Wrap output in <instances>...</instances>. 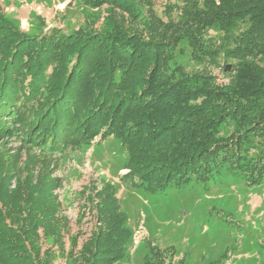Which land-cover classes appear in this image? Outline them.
Masks as SVG:
<instances>
[{
  "label": "trees",
  "instance_id": "obj_1",
  "mask_svg": "<svg viewBox=\"0 0 264 264\" xmlns=\"http://www.w3.org/2000/svg\"><path fill=\"white\" fill-rule=\"evenodd\" d=\"M81 2L118 9L124 19V12L150 14L138 0ZM182 6L175 25L158 14L143 24L156 25L150 33L162 36L153 40L123 26L105 35L53 27L32 36L0 9V264H129L135 230L117 188L94 193L98 223L88 237L70 233L51 162L34 165V147L53 157L100 134L120 137L129 152L123 177L152 193L223 170L250 185L264 181V0ZM211 31L208 44L203 36ZM184 39L195 57L226 56L232 68H223V92L193 86L190 71L172 62ZM15 137L26 162L5 152V139ZM149 250L145 264H167L161 248Z\"/></svg>",
  "mask_w": 264,
  "mask_h": 264
},
{
  "label": "rangeland",
  "instance_id": "obj_2",
  "mask_svg": "<svg viewBox=\"0 0 264 264\" xmlns=\"http://www.w3.org/2000/svg\"><path fill=\"white\" fill-rule=\"evenodd\" d=\"M186 1L138 0L150 14L135 19L124 11L125 19L118 9L93 7L81 0H0V9L32 36L53 27L69 33L93 31L105 35L123 26L126 32L133 30L153 40L162 36L150 33L156 25L142 30L143 24L158 14L170 17L175 25V17H182ZM211 34L216 33L211 31L203 36L208 44L213 41ZM173 55L172 62L195 78L193 86L202 89L207 85L211 94L223 92L222 80L228 78L223 69L228 64L226 56L215 62L195 57L187 39L181 41ZM228 66L231 70L230 64L225 69ZM228 134L224 127V135ZM101 138L102 134L92 143L63 149L53 157H47L39 147L30 151L34 165L41 163V167L46 161L51 162L49 170H53L51 177L56 180L54 193L72 226L70 233L80 229L81 238H86L96 229L99 201L94 193L110 185L117 188L122 209L129 217L128 224L135 230L134 244L128 251L129 264H145L151 244L166 252L167 264H264V181L250 185L244 177L223 170L206 181L194 180L179 188L174 185L167 191L148 192L133 187L123 177L129 172V152L122 139L113 135ZM5 140L7 156L13 158L19 153L26 162L27 148L20 139ZM90 192L92 199L88 197ZM68 263L66 258L56 260V264Z\"/></svg>",
  "mask_w": 264,
  "mask_h": 264
},
{
  "label": "built area",
  "instance_id": "obj_3",
  "mask_svg": "<svg viewBox=\"0 0 264 264\" xmlns=\"http://www.w3.org/2000/svg\"><path fill=\"white\" fill-rule=\"evenodd\" d=\"M222 82L223 83H228L229 82V78H223Z\"/></svg>",
  "mask_w": 264,
  "mask_h": 264
},
{
  "label": "water",
  "instance_id": "obj_4",
  "mask_svg": "<svg viewBox=\"0 0 264 264\" xmlns=\"http://www.w3.org/2000/svg\"><path fill=\"white\" fill-rule=\"evenodd\" d=\"M226 70H229V66L226 68Z\"/></svg>",
  "mask_w": 264,
  "mask_h": 264
}]
</instances>
